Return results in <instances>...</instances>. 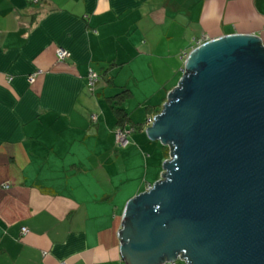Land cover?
<instances>
[{
  "label": "crops",
  "instance_id": "crops-1",
  "mask_svg": "<svg viewBox=\"0 0 264 264\" xmlns=\"http://www.w3.org/2000/svg\"><path fill=\"white\" fill-rule=\"evenodd\" d=\"M235 32L264 45V0H0V264H126L125 205L166 154L144 126L117 145L110 97L139 121L130 81L154 84L146 114L198 40Z\"/></svg>",
  "mask_w": 264,
  "mask_h": 264
},
{
  "label": "water",
  "instance_id": "water-1",
  "mask_svg": "<svg viewBox=\"0 0 264 264\" xmlns=\"http://www.w3.org/2000/svg\"><path fill=\"white\" fill-rule=\"evenodd\" d=\"M153 120L162 176L129 199L126 264H264V45L230 33L195 45Z\"/></svg>",
  "mask_w": 264,
  "mask_h": 264
},
{
  "label": "built area",
  "instance_id": "built-area-1",
  "mask_svg": "<svg viewBox=\"0 0 264 264\" xmlns=\"http://www.w3.org/2000/svg\"><path fill=\"white\" fill-rule=\"evenodd\" d=\"M206 39H209V37H206L204 40H206ZM204 40H198V44H200ZM56 54H57L58 59H63L64 57L67 56L68 51L62 47H57ZM37 72H40V70L34 71L28 75L29 81L34 80ZM97 79H98L97 73L95 71L89 69V71L87 72V86L89 89L94 88V85H95ZM92 117L95 118V115H92ZM153 117H154V114L148 115L143 126L146 127L153 120ZM131 131H133V127H131V126L130 127H122V126L115 127L114 139H115V142L117 143V145H120V146L126 145L129 142V133ZM167 149H168V156L167 157H169V147L168 146H167ZM167 157H165V158H167ZM150 186H151V184H148L146 186V189L149 188ZM26 230H27V228L25 226H21L22 232H25Z\"/></svg>",
  "mask_w": 264,
  "mask_h": 264
},
{
  "label": "trees",
  "instance_id": "trees-1",
  "mask_svg": "<svg viewBox=\"0 0 264 264\" xmlns=\"http://www.w3.org/2000/svg\"><path fill=\"white\" fill-rule=\"evenodd\" d=\"M131 95V91L129 88L127 87H122L118 92H116L114 95H112L110 97L111 101L114 102L111 106L113 108V111L116 115V124H118V126H122V127H133V130L139 127H143L145 121H134L132 120L129 115L128 112L126 111L125 107H124V103L127 97H129ZM161 108H154L153 105H147L146 107V111L148 113H151L152 115L155 114L156 112H158ZM153 109V110H152ZM154 111V112H153ZM150 114V115H151ZM165 146V156H168V149L167 146Z\"/></svg>",
  "mask_w": 264,
  "mask_h": 264
},
{
  "label": "rangeland",
  "instance_id": "rangeland-1",
  "mask_svg": "<svg viewBox=\"0 0 264 264\" xmlns=\"http://www.w3.org/2000/svg\"><path fill=\"white\" fill-rule=\"evenodd\" d=\"M181 63L184 65V60H182ZM182 68L180 69L181 71H180L179 77L181 76V74L183 72ZM179 77H178V79H179ZM153 85L130 81V86L129 87L132 88V90H134L135 96L134 97H130L129 100L128 99L127 100L130 102L129 108H130V112L132 114V117L135 118V119H138L139 121H141V120L145 121L147 116L151 114V113H147V112L145 114V112H144L145 103L143 102L142 105H139L138 101L141 100L145 96L146 92L150 91V87L151 86L153 87ZM118 89L120 90L121 88L119 87ZM157 96H158V94L154 95L153 100H156ZM165 96H166V94H165ZM160 102L161 101H159V103ZM163 264H185V262L178 258L174 262L168 261V262H165Z\"/></svg>",
  "mask_w": 264,
  "mask_h": 264
}]
</instances>
